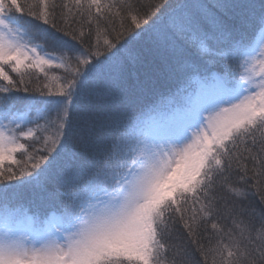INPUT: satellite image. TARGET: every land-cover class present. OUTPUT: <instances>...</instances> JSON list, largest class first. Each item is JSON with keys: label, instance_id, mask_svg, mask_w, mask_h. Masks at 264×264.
<instances>
[{"label": "snow or ice", "instance_id": "1", "mask_svg": "<svg viewBox=\"0 0 264 264\" xmlns=\"http://www.w3.org/2000/svg\"><path fill=\"white\" fill-rule=\"evenodd\" d=\"M144 35L174 96L201 83L148 132L145 109L87 104ZM73 141L88 154L75 170ZM25 187L58 216L11 203ZM0 264H264V2L0 0Z\"/></svg>", "mask_w": 264, "mask_h": 264}, {"label": "trees", "instance_id": "2", "mask_svg": "<svg viewBox=\"0 0 264 264\" xmlns=\"http://www.w3.org/2000/svg\"><path fill=\"white\" fill-rule=\"evenodd\" d=\"M57 2H63V0H57ZM253 2L258 6L264 0H253ZM255 37L256 35H254L252 29H249L245 35L246 40H253ZM123 57L120 78L110 86L105 87L102 85L96 94L87 99V104L91 110L95 111L100 107L110 110L114 107L123 108L126 106L129 111L145 109L146 114L144 117L146 115L159 117L163 114L169 116L181 107L184 96H194L201 87V83L198 82L200 78L195 77L187 85L186 91L174 96L173 94L177 92V88L183 87V85L176 79L168 78L165 75V70L159 58L154 54L152 39L147 35L142 36L134 45L130 46L128 51L123 53ZM23 71L25 72V82L28 83L31 80L30 87L32 88L37 85L42 86L43 83L47 82L44 73L39 72L35 68L31 70L24 69ZM45 72L49 76L60 75L62 70L45 67ZM9 74L13 78H17L10 70ZM18 95L24 96L26 94L20 92ZM27 95L38 96L34 92ZM151 104L158 105L156 111H147L146 106ZM45 115L46 113L43 109L39 111L33 109L29 113L30 118L38 119L42 124L44 123L42 117ZM29 127H34V125H29ZM17 159H20L19 154H17ZM64 160L75 170L87 164L88 154L79 143L73 141L68 145ZM8 166L13 167L14 170L16 169V165H12L10 161H5V167ZM62 185V187H59L60 191H66L71 188V173H68ZM56 188L57 184L54 181L50 182L49 191ZM10 202L22 206L29 215L35 214L43 218L45 215L50 216L52 213L58 214L55 210L59 205V201L50 199L37 189L25 187L15 193H10Z\"/></svg>", "mask_w": 264, "mask_h": 264}, {"label": "rangeland", "instance_id": "3", "mask_svg": "<svg viewBox=\"0 0 264 264\" xmlns=\"http://www.w3.org/2000/svg\"><path fill=\"white\" fill-rule=\"evenodd\" d=\"M259 39H260V37L258 35H256L255 40H259ZM200 89H201V87L199 88V90L196 94H199ZM207 90L208 91L211 90L210 83H208V85H207ZM173 115L174 114L167 116V115L163 114L159 117H155L154 115H151V116L146 115V117H144V130L146 132H148V131H151V130L157 128L158 126L170 121L172 119ZM53 214L54 213L50 214L49 217H51ZM56 215L58 216V214H56Z\"/></svg>", "mask_w": 264, "mask_h": 264}]
</instances>
